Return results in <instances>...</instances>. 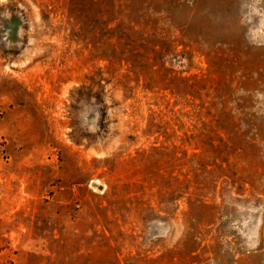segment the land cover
<instances>
[{"label":"rangeland","instance_id":"obj_1","mask_svg":"<svg viewBox=\"0 0 264 264\" xmlns=\"http://www.w3.org/2000/svg\"><path fill=\"white\" fill-rule=\"evenodd\" d=\"M0 264H264V0H0Z\"/></svg>","mask_w":264,"mask_h":264},{"label":"trees","instance_id":"obj_2","mask_svg":"<svg viewBox=\"0 0 264 264\" xmlns=\"http://www.w3.org/2000/svg\"><path fill=\"white\" fill-rule=\"evenodd\" d=\"M89 144H91V142Z\"/></svg>","mask_w":264,"mask_h":264}]
</instances>
